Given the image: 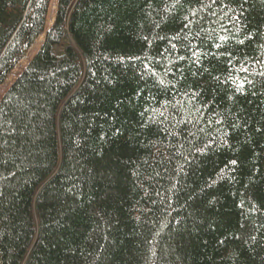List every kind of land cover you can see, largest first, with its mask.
<instances>
[{"label":"trees","instance_id":"trees-1","mask_svg":"<svg viewBox=\"0 0 264 264\" xmlns=\"http://www.w3.org/2000/svg\"><path fill=\"white\" fill-rule=\"evenodd\" d=\"M54 2L0 0V88L42 38L0 96V264H264V0Z\"/></svg>","mask_w":264,"mask_h":264},{"label":"rangeland","instance_id":"rangeland-1","mask_svg":"<svg viewBox=\"0 0 264 264\" xmlns=\"http://www.w3.org/2000/svg\"><path fill=\"white\" fill-rule=\"evenodd\" d=\"M55 6H56V0L53 3V8L51 11V16H50V24L52 23L54 19ZM41 41H42V38L37 40L35 44L32 46V48L25 54L23 59L17 64V66L15 67L11 75L6 80L5 84L0 88V96L4 93L8 85L15 79V77L22 71V69L28 64L29 60L31 59V57L34 55V53L38 49Z\"/></svg>","mask_w":264,"mask_h":264},{"label":"snow or ice","instance_id":"snow-or-ice-1","mask_svg":"<svg viewBox=\"0 0 264 264\" xmlns=\"http://www.w3.org/2000/svg\"><path fill=\"white\" fill-rule=\"evenodd\" d=\"M241 70L243 71L244 69H241ZM232 163H233V164H235V163H236V161H232Z\"/></svg>","mask_w":264,"mask_h":264},{"label":"water","instance_id":"water-1","mask_svg":"<svg viewBox=\"0 0 264 264\" xmlns=\"http://www.w3.org/2000/svg\"><path fill=\"white\" fill-rule=\"evenodd\" d=\"M52 23H53V21H52ZM52 23H51V24H52Z\"/></svg>","mask_w":264,"mask_h":264}]
</instances>
